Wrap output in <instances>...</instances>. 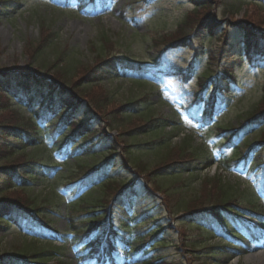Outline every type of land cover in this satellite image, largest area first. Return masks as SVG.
<instances>
[{
    "label": "rangeland",
    "instance_id": "374dc122",
    "mask_svg": "<svg viewBox=\"0 0 264 264\" xmlns=\"http://www.w3.org/2000/svg\"><path fill=\"white\" fill-rule=\"evenodd\" d=\"M0 1L4 5L0 11V71L41 70L40 73L44 77L56 79L65 70L72 69L67 76L73 78L71 83H74V91L82 90L76 87L78 81L80 86L90 91L91 96L87 98V101H91V106H86L84 111L95 115L98 121L97 125L93 124L92 130L99 134L85 145V150L94 144V149H97L101 145L111 143V147H115L118 154L115 156L114 166L112 165L110 171L125 178L136 179L145 189L149 186L155 188L153 193L148 188L149 193L143 194L137 201L140 205H151L155 210L151 213L157 215L158 220L161 219L160 224L166 227L159 239L163 244L155 248V253L163 257L165 264H189L188 258L191 255L194 256L193 249L198 251L195 252L196 257H192L193 263L199 264L197 256H202L204 253L203 250L200 251L199 246V241L203 239L202 232L191 226L181 216L182 213L179 212L172 217L173 213L167 209H172L174 203L168 196L169 194L166 195L165 192L156 189L154 185L156 172L150 173L149 171L159 168L157 166L161 163V157L166 155L168 158L171 154L172 157L176 156L180 146L182 147L186 140L190 143V149L201 147L213 153L218 151L220 136L215 130L207 132L202 128L205 125V108L202 101L198 104L193 101L198 97V77L207 69L209 72L216 69L215 65L209 69L206 51L215 48L221 36L217 38V41L216 39L210 40L205 36L207 29L198 32L200 28L192 25L181 34L184 40H188L187 43H182L175 48L166 46L164 50L162 47L174 40L178 35V28L184 23L197 21L200 18L202 21L208 19L212 25L216 24L215 21H224L225 25L222 27H228L229 21L249 20L255 26L262 27L260 30H264V4L260 5L252 1L241 2L240 0H205L207 3L205 8L194 10L195 6L191 0H94L88 2L87 6H84L85 0H65L66 3L59 0ZM234 3L239 6H233L231 9ZM214 31L213 33L217 35H221L224 31L227 34L225 28L214 29ZM103 33L108 34L112 44L110 42L106 45L105 41H102ZM49 34H52V42L38 55L36 60L32 61L33 50L31 48V54H29L26 51V45L29 46L30 43L37 45L42 37ZM230 38L229 33L226 41ZM158 40L160 43L157 47L155 41ZM233 45L236 43L234 42ZM101 46L108 47L107 56H117L130 62L150 64L148 65L152 69L149 70L150 75L136 78L132 75L130 68H123L119 63L112 61L111 72L106 74L103 80L92 82L93 80L87 78L91 74H88L85 69L90 68ZM192 47L198 49L199 55L195 63L196 67L189 72L188 64L191 61L193 63L194 55ZM234 49L235 52H232L230 57L238 54L234 58L238 66V83L233 84L235 92L221 101L219 106L222 109L212 118L219 124L233 127L239 125L243 114L261 102L264 87V60L259 64H251L241 60L240 53L244 51L241 52L238 46ZM58 57L60 58L57 66H51ZM214 57L216 61L217 54ZM61 62L64 66L59 69ZM180 71L185 73L183 78L176 76V73ZM187 76L189 79L185 80ZM145 79L150 82H142ZM141 97H146L148 104L146 103L145 107L143 103L142 106H136L131 116L125 119L128 124L124 127H117L120 118L125 116L119 108L126 102ZM7 99L8 97L0 88V174L3 173L1 168L4 165L18 167L24 159L38 157L39 160L35 165L40 170L39 178L31 183L29 190L20 189L19 194L20 196L27 194L34 199V206L40 207L42 213L52 219V227L58 229L61 239L51 243L26 238L22 234L25 230L21 233L20 227L11 223L5 228H0V256L12 250L21 252L26 246L33 247L37 251L47 247H59L56 253L64 264H81L76 253L83 246H76L77 235H82L83 231L91 227L89 214L91 209L85 208L83 209L85 212L82 213L73 212L68 210L66 205L75 198L76 186L74 183L69 187L67 185L68 181L73 179L72 174L78 163L76 157L85 158L84 148L77 147L72 150L71 147L65 146L63 138L60 140L59 137L53 138L49 134L52 132L49 127L54 128L56 121L51 125L38 121L40 133H35L32 128L29 132L20 131L21 127L15 125L24 126L30 117L31 110L21 108L19 111L16 106L20 101L16 99L9 104ZM58 111L60 112L61 108H58ZM78 111L81 113L80 111L83 110H72V116ZM49 116L54 120L58 118L55 113H50ZM172 116L175 117L177 123L169 124L163 130L168 137L172 135L166 141L169 144L166 149L154 147L146 149L145 145L139 146L152 138L153 131L146 133L143 129H134L135 126L141 125L144 119L149 117L166 119ZM199 117L201 119L197 120L196 118ZM82 119L76 115V118H71L70 122L77 127ZM129 126H131V132H127ZM260 127L256 128L254 133L249 134L250 136L248 135V142L260 141L262 134L259 131ZM63 131L65 137H68L72 129L65 127ZM29 136H37L40 140L38 147L34 144L27 145L29 142H26V139ZM102 136L104 141L100 142L99 139ZM77 142L81 145L80 140ZM240 146L246 147L244 144ZM128 149L137 157H141L137 161L139 167L135 164L130 166L127 162L123 164V154L127 153ZM231 152L229 150L228 154ZM251 154L254 162H257L258 157L264 159V144L258 145L257 151ZM223 155L224 153H220L219 157L224 159ZM93 158L94 156L86 157L84 160L91 163ZM222 169H224V164L220 161L218 165L215 164L204 171H199L183 188L184 196L192 198L199 191L210 194L209 188L202 185V181L206 177L217 175L237 186L235 190L242 199L244 194L248 193L249 187L254 185L255 179L259 178L261 172L260 168H257L256 171L249 173V170L246 171L243 166H240V168H234L239 172L235 171L233 176ZM184 177L187 178L188 174L170 176L167 178L168 186L176 190L178 185L176 182ZM6 187L5 182H0L1 191ZM215 187L216 185L211 188L212 195L215 193ZM8 192L0 194V199L7 196ZM10 192L17 194L14 189ZM14 195L8 197L13 198ZM64 239H67L65 245L63 244ZM215 241L216 239L212 238L207 241L206 245L209 246ZM255 247L257 251H252V254H256V258L238 256L231 264H264V240ZM57 256L44 254L40 256L44 259L40 263L62 264L57 260Z\"/></svg>",
    "mask_w": 264,
    "mask_h": 264
},
{
    "label": "trees",
    "instance_id": "16d2710c",
    "mask_svg": "<svg viewBox=\"0 0 264 264\" xmlns=\"http://www.w3.org/2000/svg\"><path fill=\"white\" fill-rule=\"evenodd\" d=\"M240 1H252L256 4H264V0ZM192 2L195 4V9L197 8V10L207 6L205 0H192ZM237 5V3H234L231 5V9H233V6L236 7ZM3 7L4 5L0 1V11H2ZM230 11L231 10H229V12ZM192 25H194L195 28L199 27L201 31L202 28H207L209 33H207L206 36L210 39L214 38L217 41V38L221 36V39H218V46L211 49L209 52V68L212 69L214 65L219 67L217 68V71L220 70L223 78H233L235 75V66L232 62L233 60L227 59L226 61H221L224 55L223 48H227L230 45V42L226 41L229 33L230 36L235 34V40H239L240 38L243 39V42H245L247 46L245 50L248 56V52L252 51L260 58H264V30H260L262 27L255 26L253 22L249 20H243L240 23L229 22L228 27L225 26V29L228 31L227 34L224 31L221 35L213 33L215 32L214 29L221 30L223 29L222 26L225 24L220 25V23H218L212 25L208 19L202 21V18L193 22L188 21L178 28V35L174 38V40L164 44L162 49L168 45H177L180 44V42L184 43L185 40L181 34L184 30L187 31L188 26ZM43 29L45 28L43 27ZM51 37L52 34H49L42 37V39L37 42V45H33V43H30L29 46L26 45V51L29 54H31V48L33 50L32 53H34V55H32V61L36 60L38 55L41 54L43 50L52 42ZM102 41H105L106 45L110 44L111 40L107 33L102 34ZM159 43V40L155 41L157 47L159 46ZM108 52V47L106 48L105 46H101V48L96 52L94 62L90 68L88 67V69H85L84 67H81L82 69L87 70L88 74H91V76H87V78L89 80H93L92 82L99 79L103 80L105 75L111 72L112 61L122 63L126 67H134L133 72L135 75L136 73L140 75L144 73L146 74L147 68L137 66L139 65L138 62H130L127 59H122L117 56H107ZM216 54L217 62L214 60V56ZM59 58L60 57H58L57 61L53 62L51 66H57L56 64L59 61ZM249 58L251 59V56H249ZM61 64L62 65L59 69L64 66L62 62ZM71 71L72 69L65 70L64 73L57 76L58 79H48V77H44L40 73L41 70L26 71L14 69L4 72L0 71V88L3 94L8 97L7 102L9 104H11L12 100H15L16 97H18L21 102H26V106L30 109H33L36 106V102H41L37 105V109L31 111V116L27 119L24 126L21 124L15 125L21 127L20 131L25 130L26 132H29L31 128L34 129L37 117L47 113L50 107L47 103L49 98L43 99L40 96L42 92H47L51 94V96H55L57 94L59 98L57 102L59 104L65 102L63 105L64 113H59V117L61 116L60 119L63 121V124H68V117L66 115L72 109L82 108L84 110L86 106H91V101H87L91 96L90 91L85 90L86 88L80 86L79 81L77 82L76 87L82 90L80 92L74 91V83H71L73 78L67 76V74ZM221 75L217 76V73L205 71L204 74L198 78V84L201 87L200 89H204L208 80L211 81L212 78L215 77V83L212 84V97L218 89V83L221 82ZM147 102L148 99H146V97H141L123 104L119 110L123 111L126 118L125 116H122L117 123V127H124L127 125L128 121L126 122L125 119H128V116H131V114L135 111V107L139 105L142 106V103L145 107L148 104ZM18 105L19 107L17 108L16 106V108L20 111L21 106L24 107V105L22 103H19ZM84 112L89 116H95L89 114L86 110ZM207 112L208 111H206V114ZM208 115L211 117L210 113H208ZM240 118L242 121L238 126H221L217 124L218 133L223 134L224 131L232 130L234 131L233 136H240L241 133L243 134L245 132L247 134H252L256 128L261 126L259 128V131L262 132L260 141L255 144H253L254 142H248V136L243 139V143L246 144L245 148L235 143L231 136H227L228 139H226V141L229 142V144H235V149L230 156V160H232V162L237 163L238 165L240 162L245 163L250 166L252 170L256 169V167H261L262 170L264 159L260 157L257 163L250 164L249 157L251 156L250 154L252 150L256 149L259 144L264 143V87L263 94L261 95V102L253 107V109L243 114ZM90 120H92L91 117L86 120L83 116V119L78 122L77 127H74L73 124L68 126L69 129H72L71 133L73 136L69 139L71 142H76V138H80L82 143H85L99 134V132L91 129L92 123ZM172 122H176L173 117H167L166 119L149 117L144 119V122L139 126H135L134 129H143L146 133L153 131V133L150 140L140 144L139 146L141 147L142 145H145L147 147L146 149H151L152 147L166 149L169 145L166 141L170 139L169 137L172 135L168 137V134H165L163 130ZM213 125L214 124L207 126L206 129L211 130ZM57 128L58 126L56 125L55 130ZM130 128L131 126H129V131L127 132H131ZM58 132H62V128H60ZM63 136L64 134L62 137ZM30 138L31 143L34 142V139L36 142L35 137ZM100 141L102 142L104 139ZM190 147L189 141H184L182 147L180 146L177 151L176 156L172 157L171 154L168 158L166 155L161 157V163L157 166L159 168L156 170H150L149 172H156V177L154 176V185L156 189L165 192L166 195L169 194L168 196L172 199L174 207L172 209H167L173 213L172 217L180 212L182 213L181 216L189 222L191 226L196 227L202 232L203 239L199 241V246L200 251L203 250L204 253L202 256H197L199 264H229L233 257L237 254H243L246 251L251 250L253 243L262 239L264 236V207L260 203L261 201H264V176L256 181L255 188H252V190H249L247 194H244L245 196L242 199H240L237 191L235 190L237 186H234L232 183L227 182L225 179L217 175H214L213 177H206L202 181V185L209 188L211 192L210 194L199 191L196 196L186 198L184 196L183 188L187 186L191 178H193V176L195 177L199 171L201 172L210 168L211 165L217 161L214 156L212 157L210 155L207 149L201 147L190 149ZM89 151H92V149H89ZM93 151L95 152L87 153L90 157L94 156L92 162L89 163L85 160L79 161L76 164L75 172L72 174L73 179L70 178L71 180L68 181L72 184L77 182V178L84 176L85 178H83V183L87 184L96 179L93 186L86 193H84L81 198H76L74 201L69 203V208L73 212L74 210L83 212V209L85 208L91 209L89 214L91 225H93L92 229L101 227V229H98L100 230L98 234H100L96 237L95 241L89 239L90 236H92L90 232L86 234L87 237L85 239L83 238V242H87L84 249L91 251V253L88 254L87 261H91L92 259L98 257L104 258V260L109 261L111 264H116L119 260L118 258H120L119 253H122L123 250H126V253L128 252L131 254V258L135 260L136 253L138 251L139 253L144 251L145 248H143V250H138L137 248L136 250L134 246L130 245V241L128 239L131 238V230L136 232L134 242L143 244L145 241H154L155 244L153 247L155 248L157 245L159 246L163 244V242L159 241V239L161 234L166 230V227L162 226V223L160 224L161 219L158 220L157 215H153L151 213V211L154 210L151 205L140 207L142 210L141 214H139V219H143L144 221L137 224L133 221V218L138 216H132L129 213V209L131 210L132 208V202L130 200L138 195L141 196V185L138 186L137 182H135L132 177L125 178L122 175H116L108 170L110 164L114 161L115 156L118 154L115 147H111L110 144H106L101 146L98 151ZM123 158V164L127 162L130 166L131 164H135L136 167H139V162L137 161H139L141 157L134 155L130 149L127 150V153L123 154ZM38 160V157H31L24 159L18 167H7L4 165L1 168L3 173L0 174V182H5L7 187L3 188L2 191L0 190V194H5L7 191L9 192L7 193V196L0 199V228L9 226L11 222L21 223L24 218L27 220L31 219L30 221L32 226L35 223H38L42 226V229L37 231L36 228H38L39 225H34L32 231L35 235H33V237L31 235L30 238L43 241L44 238L48 240L52 239L56 233V231L50 230V224L52 222L51 218L45 213H42L40 207L34 206L35 201L33 198L29 197L27 194L24 196H20L19 194L20 189L24 191L26 189L29 190L31 182L39 178L37 176V170L39 168L35 165ZM218 160L221 161L220 159ZM23 166H27V168H23ZM39 167H41V165ZM42 167L47 168L44 166ZM16 168H18L19 171ZM145 170H147L146 167ZM185 174H188L187 178L184 177L181 181H175L178 184L176 186V190H173L174 187L171 188L168 186L169 183L167 178L170 176ZM215 185L216 190L214 195H212L211 188ZM148 188L152 193L154 192V187L149 186ZM13 189L17 192L16 195L10 192V190ZM10 195H14L15 197H8ZM80 205L83 206V208ZM246 214L257 217L259 219L258 224L255 225L251 223V220L244 221L243 216ZM115 216L118 217L116 218V222L118 224L108 223V221H112ZM149 220H151V222ZM214 222L215 225L212 226ZM152 223L157 226L147 233L139 232L140 226ZM111 225H113V228L116 226L117 229L110 230L112 238L109 242L106 235H108L107 228ZM208 226H210L211 229H209ZM81 228L83 229L84 227ZM120 234L121 238H119ZM125 234H128V236ZM212 237L215 238L216 241L207 246L206 243L208 240L206 239H212ZM126 241H128L127 246L125 244ZM55 250V247H47L37 251L33 247L26 246L21 252L12 250L3 253V255L0 256V264H41L40 261L44 260L41 258L42 255L55 254ZM193 252L194 256L191 255V257L188 258L189 264H196L193 263V258L196 257L195 252L198 251L193 249ZM37 256L38 259H36ZM147 257L148 255L145 254L142 259H146ZM101 261L102 260H100V262ZM152 264H165V262L160 259L157 263Z\"/></svg>",
    "mask_w": 264,
    "mask_h": 264
},
{
    "label": "bare ground",
    "instance_id": "6f19581e",
    "mask_svg": "<svg viewBox=\"0 0 264 264\" xmlns=\"http://www.w3.org/2000/svg\"><path fill=\"white\" fill-rule=\"evenodd\" d=\"M256 257H257V256H255V257H253V258H256ZM253 258H252V259H253Z\"/></svg>",
    "mask_w": 264,
    "mask_h": 264
}]
</instances>
